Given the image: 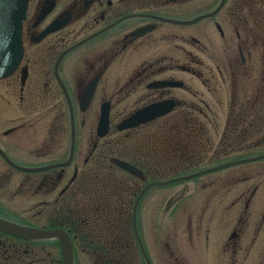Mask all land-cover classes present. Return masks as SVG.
Wrapping results in <instances>:
<instances>
[{"label":"flooded vegetation","instance_id":"af4514ba","mask_svg":"<svg viewBox=\"0 0 264 264\" xmlns=\"http://www.w3.org/2000/svg\"><path fill=\"white\" fill-rule=\"evenodd\" d=\"M23 40L21 66L0 83H20L27 115L42 103L48 119L68 112L69 151L43 162L18 158L6 140L25 121L6 129L0 193L12 198L0 194V220L64 232L73 264H264V0H29ZM62 83L74 110L71 161ZM164 102L173 104L165 115L119 128ZM21 194L31 207L18 208ZM143 212L154 223L143 226ZM0 264L66 261L58 238L0 230Z\"/></svg>","mask_w":264,"mask_h":264},{"label":"water","instance_id":"95a60500","mask_svg":"<svg viewBox=\"0 0 264 264\" xmlns=\"http://www.w3.org/2000/svg\"><path fill=\"white\" fill-rule=\"evenodd\" d=\"M29 6V0H0V20L5 21L3 27H0V81L10 78L14 75V73L21 66L24 56H25V48H24V40H23V29H24V21L27 17V11ZM48 30L44 34L48 33ZM85 41L69 48L59 59L65 56V54L69 53L73 49L77 48ZM26 69L23 71L22 84H25L26 81ZM68 105L71 113V125H72V148L71 155L69 161L72 160L74 156V144H75V119H74V110L71 99L69 97L68 91L64 84L62 83ZM95 91V85H91L87 88L84 99H83V108L87 106L90 100L93 97ZM173 107L171 103H159L152 106H149L143 110L138 111L132 117L124 120L119 128L121 130L136 128L142 124L148 123L160 116L168 113ZM109 124V110L104 109L103 115L100 122V128L103 129L101 134H105L107 131ZM68 161V163H69ZM122 169L130 172L134 175H140V172L130 164L125 162L117 161L116 162ZM67 164V163H66ZM53 167V166H52ZM52 167L46 168H38V169H24L26 171H40L45 170ZM206 171L195 174L193 176H198L201 174H205ZM191 177V176H190ZM181 178L177 180L187 179ZM176 181L172 180L171 182ZM166 184V183H164ZM0 230L6 232L8 234L25 238V239H51L58 238L61 240L62 248L64 251L66 264H73V250L69 240V237L62 231H42L33 228H28L25 226L8 223L0 220Z\"/></svg>","mask_w":264,"mask_h":264},{"label":"rangeland","instance_id":"374dc122","mask_svg":"<svg viewBox=\"0 0 264 264\" xmlns=\"http://www.w3.org/2000/svg\"><path fill=\"white\" fill-rule=\"evenodd\" d=\"M201 89H203L201 87ZM20 83H9L2 82L0 83V92L3 93L4 96H6L9 100H11L13 103H7L8 101L1 102L0 101V139L4 140L5 137H2L3 132L10 128L18 125L22 121H25V125L18 129L15 133L9 135L7 137L6 141H10L16 146V149L19 151L16 153L18 158H24L28 160H32L35 162H43L45 160H52L57 159L59 157H67L68 151H69V129H70V123H69V114L66 112L65 114L62 113L61 117L59 116L58 111L51 112V117L49 119L45 116V112L43 109V103L38 104L35 108L34 114L32 116L27 115V113L21 108L20 102H19V95H20ZM38 91H43L42 89H39ZM41 93L38 94L40 96ZM42 100V97L41 99ZM58 103V102H57ZM22 118V119H21ZM94 124V119L90 118L88 120L87 128L91 129ZM61 126L62 129H66L65 137L62 136L63 131L61 129L60 132L53 133L51 131V127H58ZM49 131L51 132V136H53V140L51 139V145L49 146V152L48 154L46 143L47 138L49 135ZM89 130L82 129V137L86 138V134ZM82 138V139H83ZM88 142L84 141V144ZM87 146L81 153V158L84 160L86 157ZM49 155V157H48ZM179 174V173H178ZM118 176H122L121 174ZM172 175H169L171 177ZM201 180H206V175L202 177ZM20 177L17 178L16 181H19ZM18 183V182H16ZM14 184L13 186H15ZM14 188V191H16V188ZM4 194H1V198L3 200L11 199L12 196L10 195V190L6 189V191L3 192ZM40 195V196H39ZM37 195L36 199L39 200L43 195L39 194ZM18 197V201L16 204H18V208L20 210L27 209L31 207L30 199L26 197V195H19L15 196ZM39 197V198H38ZM35 199V200H36ZM199 206V205H198ZM37 211V210H36ZM142 224L143 226L147 225L148 215L145 216L144 212L142 214ZM150 221V219H149ZM151 222V221H150ZM151 223H154L153 221ZM149 228V226H147Z\"/></svg>","mask_w":264,"mask_h":264},{"label":"snow or ice","instance_id":"6c2138e0","mask_svg":"<svg viewBox=\"0 0 264 264\" xmlns=\"http://www.w3.org/2000/svg\"><path fill=\"white\" fill-rule=\"evenodd\" d=\"M4 24H5V21H3V20H0V27H3V26H4Z\"/></svg>","mask_w":264,"mask_h":264}]
</instances>
